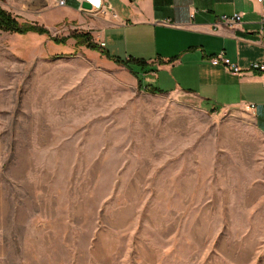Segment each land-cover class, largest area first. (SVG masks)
<instances>
[{
    "label": "rangeland",
    "instance_id": "1",
    "mask_svg": "<svg viewBox=\"0 0 264 264\" xmlns=\"http://www.w3.org/2000/svg\"><path fill=\"white\" fill-rule=\"evenodd\" d=\"M60 33L0 30V264H264L250 109L140 86L101 41L57 53Z\"/></svg>",
    "mask_w": 264,
    "mask_h": 264
},
{
    "label": "crops",
    "instance_id": "2",
    "mask_svg": "<svg viewBox=\"0 0 264 264\" xmlns=\"http://www.w3.org/2000/svg\"><path fill=\"white\" fill-rule=\"evenodd\" d=\"M0 6L51 33L71 36L73 30L105 42L109 55L129 61L136 82L193 95L213 108L247 107L264 136V72L251 70L264 62V4L258 0H0ZM235 13L242 14L240 25H217ZM76 42L70 37L52 48L61 53L60 46ZM220 54L242 73L233 74Z\"/></svg>",
    "mask_w": 264,
    "mask_h": 264
},
{
    "label": "trees",
    "instance_id": "3",
    "mask_svg": "<svg viewBox=\"0 0 264 264\" xmlns=\"http://www.w3.org/2000/svg\"><path fill=\"white\" fill-rule=\"evenodd\" d=\"M0 30L5 31V32H10V33H18L22 35L27 34L29 32L51 35V32L48 28L40 26L38 24L30 23V22H21L18 20L17 17H15L13 14L8 12L7 10L3 9L1 6H0ZM70 37H74L78 43H83L88 48H91L94 50H98L100 48L98 44H96L95 42L91 40V37L87 33L74 32L69 37H63V38L54 37L52 39L56 43H66ZM107 56L110 59H114L119 64H124L130 67L129 61H124L119 58H114L108 53H107ZM139 85L142 86L141 80H139ZM155 91L161 92V90L158 88L155 89Z\"/></svg>",
    "mask_w": 264,
    "mask_h": 264
},
{
    "label": "built area",
    "instance_id": "4",
    "mask_svg": "<svg viewBox=\"0 0 264 264\" xmlns=\"http://www.w3.org/2000/svg\"><path fill=\"white\" fill-rule=\"evenodd\" d=\"M260 3L264 4V0H258ZM59 5H64L65 0H58ZM262 21L264 22V7H263V14H262ZM242 22V14L241 13H235L233 16H222L221 20L217 23V25H240ZM167 24H170L166 22ZM101 46H105V42L101 41L100 42ZM218 60H222L225 65L228 67V69L233 73V74H241L242 70L240 67H238L236 64H233L229 59L225 58L223 54H220L217 57ZM251 70H259L264 72V62H254L251 66ZM251 109L254 108V104L249 105Z\"/></svg>",
    "mask_w": 264,
    "mask_h": 264
},
{
    "label": "water",
    "instance_id": "5",
    "mask_svg": "<svg viewBox=\"0 0 264 264\" xmlns=\"http://www.w3.org/2000/svg\"><path fill=\"white\" fill-rule=\"evenodd\" d=\"M83 7H84V8L91 9V8H92V4L89 3V2H83Z\"/></svg>",
    "mask_w": 264,
    "mask_h": 264
}]
</instances>
